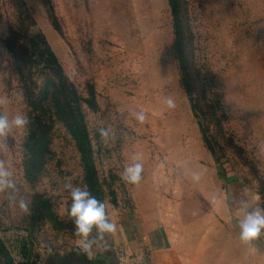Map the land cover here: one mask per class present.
Returning <instances> with one entry per match:
<instances>
[{
    "label": "rangeland",
    "instance_id": "rangeland-1",
    "mask_svg": "<svg viewBox=\"0 0 264 264\" xmlns=\"http://www.w3.org/2000/svg\"><path fill=\"white\" fill-rule=\"evenodd\" d=\"M182 1L197 69L220 106L208 143L183 87L168 0H0V111L29 114L11 50L24 53L39 32L80 94L94 92L95 107L83 104V112L117 231L106 235V250H94L93 262L264 264V235L244 244L236 223L241 200L259 197L254 203L264 205V0ZM26 68L39 91L50 75L37 53ZM141 110L142 124L134 115ZM97 127L110 128L106 142ZM28 134L17 130L0 141L17 199L31 209L25 215L0 193V264L84 256L64 188L66 178L87 186L77 145L54 118L50 152L29 177ZM134 154L143 164L138 185L121 179Z\"/></svg>",
    "mask_w": 264,
    "mask_h": 264
},
{
    "label": "trees",
    "instance_id": "trees-1",
    "mask_svg": "<svg viewBox=\"0 0 264 264\" xmlns=\"http://www.w3.org/2000/svg\"><path fill=\"white\" fill-rule=\"evenodd\" d=\"M174 21V34L176 37V53L182 73V83L189 98L193 114L199 121L205 142L208 143V124L217 121L218 102L212 99L209 84L201 78L197 69L193 40L186 22L183 1L168 0ZM35 50L32 52V50ZM16 69L19 71L22 89L27 106L28 117L31 121L29 134L25 142L26 167L29 177L30 172L38 171L43 165V157L50 152L49 131L54 118L61 121L70 132L77 148L85 172L87 188L99 200L104 202V191L94 163L93 145L89 135L83 104L95 107L94 92L91 98L83 97L77 87L67 78L63 66L56 53L53 51L46 37L42 33H35L29 40V48L24 53L17 54L11 50ZM42 61L44 69L50 75L43 88L37 91V85L31 76L24 71L33 64L34 54ZM26 62V63H25ZM209 149L213 150L209 145ZM36 211L43 214L40 205Z\"/></svg>",
    "mask_w": 264,
    "mask_h": 264
},
{
    "label": "clouds",
    "instance_id": "clouds-1",
    "mask_svg": "<svg viewBox=\"0 0 264 264\" xmlns=\"http://www.w3.org/2000/svg\"><path fill=\"white\" fill-rule=\"evenodd\" d=\"M22 98V97H20ZM0 98V105L4 104ZM165 103L168 108H175L173 98L167 97ZM135 119L141 124L147 119L144 111L134 113ZM31 121L26 113H16L11 117L6 111H0V141L17 130H27ZM96 132L102 141L109 137L110 128L97 127ZM6 143H0V150L6 149ZM141 155L134 154L131 162L128 163L121 179L128 184L138 185L142 180L143 164ZM194 180H199V175H193ZM64 188L68 190L71 197V205L68 216L74 225L75 244L86 259L91 261L94 257V250H106L108 247L106 235L114 234L117 231L116 222L110 217L105 202L99 200L87 186H74L71 178H66ZM19 188L13 178V173L6 166L4 160H0V193L8 196L10 203L18 205L20 211L25 215L30 214V201L21 197L17 199ZM259 197L252 200L243 199L239 202L240 215L236 219L239 228V239L244 244L264 235V205L254 203Z\"/></svg>",
    "mask_w": 264,
    "mask_h": 264
},
{
    "label": "flooded vegetation",
    "instance_id": "flooded-vegetation-1",
    "mask_svg": "<svg viewBox=\"0 0 264 264\" xmlns=\"http://www.w3.org/2000/svg\"><path fill=\"white\" fill-rule=\"evenodd\" d=\"M73 255V254H72ZM69 255V256H72ZM69 256H65V257H52L53 259L51 261H57L59 264H72L73 260H77L80 264H100L98 262H93V261H89L88 259H86L84 256H73L71 258H69Z\"/></svg>",
    "mask_w": 264,
    "mask_h": 264
},
{
    "label": "water",
    "instance_id": "water-1",
    "mask_svg": "<svg viewBox=\"0 0 264 264\" xmlns=\"http://www.w3.org/2000/svg\"><path fill=\"white\" fill-rule=\"evenodd\" d=\"M81 256L80 254H73L72 256H69V258L73 257V256ZM52 257H56V256H52ZM49 258L48 261L46 262V264H59L57 261H51L53 258ZM59 257V256H57ZM61 264V263H60ZM72 264H80L77 260H73Z\"/></svg>",
    "mask_w": 264,
    "mask_h": 264
},
{
    "label": "built area",
    "instance_id": "built-area-1",
    "mask_svg": "<svg viewBox=\"0 0 264 264\" xmlns=\"http://www.w3.org/2000/svg\"><path fill=\"white\" fill-rule=\"evenodd\" d=\"M120 256H121L122 258H124V257H125V253H124V252H121Z\"/></svg>",
    "mask_w": 264,
    "mask_h": 264
},
{
    "label": "crops",
    "instance_id": "crops-1",
    "mask_svg": "<svg viewBox=\"0 0 264 264\" xmlns=\"http://www.w3.org/2000/svg\"><path fill=\"white\" fill-rule=\"evenodd\" d=\"M152 245H153V243H151ZM135 246H140L139 244H138V242H135V244H134Z\"/></svg>",
    "mask_w": 264,
    "mask_h": 264
}]
</instances>
